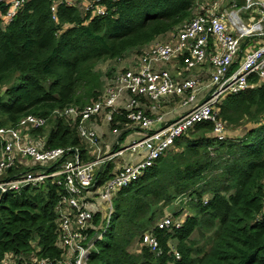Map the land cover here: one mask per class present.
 Here are the masks:
<instances>
[{
  "label": "trees",
  "instance_id": "obj_1",
  "mask_svg": "<svg viewBox=\"0 0 264 264\" xmlns=\"http://www.w3.org/2000/svg\"><path fill=\"white\" fill-rule=\"evenodd\" d=\"M18 1L12 21L3 25L9 7L0 0V127L27 115L42 117L45 126L31 134L45 136L46 148L78 149L84 161L92 158L76 127L53 112L97 99L99 62L142 49L190 20L199 4L210 3L101 0L105 14L92 17L77 0L60 3L54 19L55 0ZM249 83L257 85L223 99L216 113L228 130L246 129L244 136L222 141L213 136L212 123L202 122L175 139L141 178L117 192L109 228L93 244L87 264H264V83L256 76ZM111 168L105 166L99 183ZM63 192L47 180L1 196L0 264L29 262L31 256L60 259L54 207ZM181 198L191 213L183 216L179 207L171 216L179 228L158 229L167 207ZM145 233L156 238L158 251L141 244Z\"/></svg>",
  "mask_w": 264,
  "mask_h": 264
},
{
  "label": "built area",
  "instance_id": "obj_2",
  "mask_svg": "<svg viewBox=\"0 0 264 264\" xmlns=\"http://www.w3.org/2000/svg\"><path fill=\"white\" fill-rule=\"evenodd\" d=\"M62 2L72 5L77 0H55L51 7L54 19ZM101 2L82 0V6L91 11L92 17L102 16L106 9ZM246 2V9L254 7L252 0ZM20 4L18 0H8L3 25L12 21ZM212 5H204L203 11L197 10L201 8L197 6L192 18L166 34L167 39L132 51V60L124 64L119 74L109 77L111 81L105 82L96 100L83 107L67 106L53 112L76 127L83 152L91 161H84L78 149L46 148L45 136L31 134L45 126L42 117L27 115L15 126L0 127V200L5 193H17L47 180L64 190L54 207L55 246L61 253L60 259L52 262L31 256L29 262L21 264H87L93 244L109 228L117 192L141 178L175 139L202 122L212 123V134L217 139L228 138L226 123L216 116L217 105L226 97L257 85L249 83L251 77H258V84L264 83V16L247 26L235 12L215 14ZM257 5L264 11V2ZM232 28L237 32L235 35ZM246 39L249 44L244 45L249 49L243 55L241 46ZM260 42L262 46L251 47ZM127 59L128 55L116 61ZM205 63L209 82L190 73L203 68ZM180 66L187 71L185 76L181 75ZM172 69L177 71L176 77ZM177 101L182 110L175 118L166 120L159 114L165 103ZM119 119L133 131L116 143L115 149L103 151L101 127L123 124ZM126 154L136 157L135 162L117 163V168L99 183V170ZM21 167L22 173L8 175L10 170ZM179 226L180 222L168 215L156 222L160 230ZM140 242L151 252L158 251V242L152 234H143ZM5 261L15 264L10 259Z\"/></svg>",
  "mask_w": 264,
  "mask_h": 264
},
{
  "label": "crops",
  "instance_id": "obj_3",
  "mask_svg": "<svg viewBox=\"0 0 264 264\" xmlns=\"http://www.w3.org/2000/svg\"><path fill=\"white\" fill-rule=\"evenodd\" d=\"M214 1H213L214 6L212 5L213 3H208V5L211 4L213 6V7H211V9L213 11H215V14H217L219 16H222L224 13L225 14H229L231 12H235L238 15V5H240L241 2H242V7H243L242 9L245 10V11H248V10H251L252 8H254L253 9L254 10V14L257 15V21L256 22L260 21L261 18L264 16V11L260 8L259 5H257L258 3L264 2V0H252V2H254V7H251L249 9H246V4H247L246 0H222V1L214 0ZM204 5L207 6V3H205ZM228 9H232V11H228ZM253 17L254 16H252V17L250 16L251 19ZM230 30L232 32L234 31V33H237L233 29H230ZM172 31H170V32H172ZM170 32H167L166 34H168ZM166 34L158 37L156 40L161 41V40L167 39V35ZM247 40L248 39H246L245 41H247ZM245 41H244L243 45L245 44ZM262 42H264V41H262ZM262 42H260L259 46H262ZM150 44H152V43H150ZM245 49H249V48L246 47V46H244L242 48V46H241V51H242L241 54L244 53ZM123 66H124V64H123ZM194 70H196V71L195 72L192 71L190 73H193V75L200 76L204 82H209L208 81L209 72H208V64L207 63H205L203 65V68L199 67V68H196ZM179 71H180L182 76H185V72H187V71H185L183 69L182 66L179 67ZM176 72H177L176 70L172 69V74L175 77H176ZM190 73H188V74H190ZM181 110H182V108L180 107L179 101L174 102V103L170 102V103H165L164 107L159 109V114L163 115V117L166 120H170V119L175 118L181 112ZM147 113H150V110H148ZM116 123L121 127L120 129L112 128L113 126H116L115 124L114 125H108V126L107 125H103L104 126L103 131H102V127L103 126L101 127V135H102V139H103V143L101 145L103 147V151L115 149L116 143H121L119 141L120 140V135L125 133V136L122 139V140H124L126 137H128L130 135L131 131H133V128L130 127L128 124H124L123 122H121L123 124H120V122H116ZM108 140H111L112 142L110 143V142H108ZM135 160H136V157H134L133 155L126 154V155L120 157L117 162L112 163L111 171L117 168V163L119 165L131 164V163L135 162ZM166 212H167V210H166Z\"/></svg>",
  "mask_w": 264,
  "mask_h": 264
},
{
  "label": "rangeland",
  "instance_id": "obj_4",
  "mask_svg": "<svg viewBox=\"0 0 264 264\" xmlns=\"http://www.w3.org/2000/svg\"><path fill=\"white\" fill-rule=\"evenodd\" d=\"M214 0H210V3H213ZM222 1V0H221ZM86 4V3H85ZM198 6H201V8H198L197 10L199 11H203L204 10V4H199ZM84 8V6H83ZM242 4L238 5V16L240 17V19L242 20V22L249 26L251 25L253 22H256L257 21V15L254 14V8H252L251 10H248V11H245L242 9ZM228 11H232V9H228ZM250 16H254L252 19L250 18ZM233 29V28H232ZM235 30V29H233ZM236 31V30H235ZM232 32V31H231ZM233 34H236L234 33V31L232 32ZM252 48L256 49L259 47V45H255V44H252L251 45ZM133 52L131 51L129 54H128V59L125 60V61H122V62H117L116 59L114 60H107V61H101L99 62L97 65H96V71H98L100 74H101V81H102V87L100 89V92L99 93H102L103 90H104V86H105V82L108 83L109 81H111V79L109 77H111L113 74L115 73H120L121 70H122V67H123V64H126L128 62H130L132 60V57H131V54ZM111 72L110 75H108V72ZM196 70H193V72H195ZM103 128L104 126L102 127V131H103ZM246 129H242L240 130V132H233L231 130H229L228 132V138H232V139H241L244 134H245V131ZM116 139V138H115ZM108 142H112L111 140H108ZM119 159H116L115 162H117ZM182 200V203L180 204V201H177L175 204L171 205V206H168L167 207V212L169 214H175L178 210H179V207H182L183 208V216L185 215H188L191 213L190 211V206L191 205H188L187 201L188 199H184V198H181Z\"/></svg>",
  "mask_w": 264,
  "mask_h": 264
},
{
  "label": "water",
  "instance_id": "obj_5",
  "mask_svg": "<svg viewBox=\"0 0 264 264\" xmlns=\"http://www.w3.org/2000/svg\"><path fill=\"white\" fill-rule=\"evenodd\" d=\"M5 89H6V88H2V89H1V92L5 91ZM101 171H102V168L99 170V173H101Z\"/></svg>",
  "mask_w": 264,
  "mask_h": 264
},
{
  "label": "clouds",
  "instance_id": "obj_6",
  "mask_svg": "<svg viewBox=\"0 0 264 264\" xmlns=\"http://www.w3.org/2000/svg\"><path fill=\"white\" fill-rule=\"evenodd\" d=\"M164 215H168V216L171 217V216L174 215V214H171V215H170V214H168V213L166 212ZM163 217H164V216H163ZM163 217H162V218H163ZM172 218H173V217H172Z\"/></svg>",
  "mask_w": 264,
  "mask_h": 264
}]
</instances>
